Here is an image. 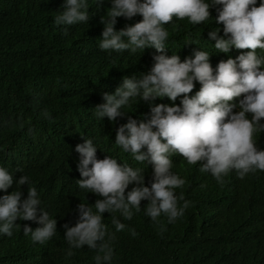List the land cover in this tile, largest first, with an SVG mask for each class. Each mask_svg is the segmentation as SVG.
<instances>
[{
  "label": "trees",
  "instance_id": "trees-1",
  "mask_svg": "<svg viewBox=\"0 0 264 264\" xmlns=\"http://www.w3.org/2000/svg\"><path fill=\"white\" fill-rule=\"evenodd\" d=\"M205 2L211 4V0ZM261 2L257 0L256 6ZM86 3L88 23L56 25L54 19L61 14L64 0H0V167L13 176L12 187L7 193L0 190V197L14 191L25 175L29 183L21 186V199L27 198L28 187L35 188L40 208L57 220L55 234L40 244L30 234L24 235L23 227L35 230L41 225L17 219L11 237L0 234V264H96L94 257L103 253L87 245L70 248L65 239L63 226H75L77 206L88 204L95 213L92 205L102 199L77 185L82 177L76 146L91 139L97 159L110 156L118 163L136 166L143 170L145 186L150 187L152 181L146 176L150 164L137 162L124 152L115 143L116 132L129 117L147 122L151 107L174 106L183 99L158 97L145 102L131 98L122 108L126 114L116 121L98 118L95 108L105 102L104 93L114 94L124 77L140 79L148 74L153 57L160 53L152 47L136 52L102 50L104 25L100 20L107 19L111 0ZM219 8L222 5L211 6L210 18L199 25L174 17L164 26L169 33L164 54L178 55L183 62L194 58L196 51H205L214 64L246 52L234 47L228 53L215 49L216 41L209 32L220 29L219 37L227 39L223 25L216 22ZM141 20L139 14L130 20L118 17L115 29ZM257 56L264 58V50L257 49ZM200 87L194 81L189 97ZM253 139L264 150V133H255ZM200 167L199 163L189 165L183 157L182 161L172 159V173L185 180L175 193L190 202L174 222L164 214L153 222L143 210L146 200L141 201V211L131 209V220L119 212L103 213L102 223L115 239L108 241L106 236L113 258L102 264H264V171L241 179L232 170L219 183ZM134 186L129 185L125 195ZM182 204L178 201V206ZM112 215L125 225L123 230H116Z\"/></svg>",
  "mask_w": 264,
  "mask_h": 264
},
{
  "label": "clouds",
  "instance_id": "clouds-1",
  "mask_svg": "<svg viewBox=\"0 0 264 264\" xmlns=\"http://www.w3.org/2000/svg\"><path fill=\"white\" fill-rule=\"evenodd\" d=\"M102 3L103 0H99V4ZM215 5H222L217 9L216 22L223 25V34L227 37H219L220 29L209 32V37L216 41L215 49L228 53L234 47L246 52L214 64H210L209 53L205 51H196L194 58L183 62L178 55L164 54L169 36L165 25L172 23L174 17L199 25L210 18L209 9ZM256 5L257 0H211V4L205 0H111L107 19L101 17L100 20L104 28L99 47L117 52L152 47L160 54L153 57L154 65L148 74L140 79L124 77L122 86L114 94L104 93L105 102L96 106L95 115L114 122L126 114L123 106L136 97L145 102L158 97L175 101L183 96V99L174 106L151 107V118L147 122L138 123L129 117L116 132L115 143L124 152L131 153L137 162L150 164L146 174L152 181L150 187L145 186L143 170L136 166L118 163L110 156L97 159V148L91 139L76 146L75 151L80 156L78 171L82 177L76 181L77 185L102 199L92 205L95 213L88 204L80 203L75 226H63L70 248L87 245L103 253L94 257L96 264L111 261L113 249L105 238L111 241L115 236L108 234L102 214L119 212L124 219L131 220V209L141 211L142 200L148 201L143 210L153 222H157L161 214L166 215L169 222L182 217L190 202L184 200L183 194L177 197L175 193V189L184 186L185 180L172 173L173 158L182 161L183 157L189 165L199 163L200 171L211 173L219 183H223V177L232 170L241 179L257 170L264 171V150L258 149L253 139L255 133H264V123H261L264 119V58L257 56V49L264 50V0ZM62 7L61 14L54 19L56 25L88 23L86 0H64ZM138 14L142 16L140 22L116 31L118 17L130 20ZM194 81L201 87L189 97ZM28 183V177L22 175L16 189L0 197V234L11 237L13 228L18 225L17 219L35 221L41 226L33 230L25 225L24 235L30 234L33 242L44 244L55 234L57 220L40 208L35 188L28 187L27 198L21 199V186ZM12 185L13 176L0 167V190L7 193ZM129 185L135 186L125 195ZM178 201H183L182 206H178ZM112 224L117 231L125 227L115 215H112ZM72 254L69 250L68 255Z\"/></svg>",
  "mask_w": 264,
  "mask_h": 264
}]
</instances>
